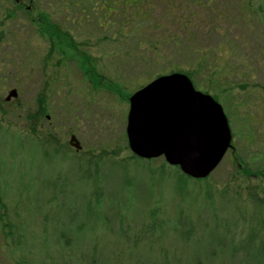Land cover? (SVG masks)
I'll use <instances>...</instances> for the list:
<instances>
[{
	"label": "rangeland",
	"instance_id": "obj_1",
	"mask_svg": "<svg viewBox=\"0 0 264 264\" xmlns=\"http://www.w3.org/2000/svg\"><path fill=\"white\" fill-rule=\"evenodd\" d=\"M125 3L152 10L143 43L69 29L91 39L99 85L40 26L0 25V264H264V0ZM173 72L215 96L232 129L204 180L129 146L130 97Z\"/></svg>",
	"mask_w": 264,
	"mask_h": 264
},
{
	"label": "water",
	"instance_id": "obj_2",
	"mask_svg": "<svg viewBox=\"0 0 264 264\" xmlns=\"http://www.w3.org/2000/svg\"><path fill=\"white\" fill-rule=\"evenodd\" d=\"M12 89L5 101L17 98ZM127 139L144 160L164 157L190 178L204 180L233 148L224 107L213 95L198 91L190 77L171 73L155 78L130 97ZM69 145L82 149L76 135Z\"/></svg>",
	"mask_w": 264,
	"mask_h": 264
},
{
	"label": "trees",
	"instance_id": "obj_3",
	"mask_svg": "<svg viewBox=\"0 0 264 264\" xmlns=\"http://www.w3.org/2000/svg\"><path fill=\"white\" fill-rule=\"evenodd\" d=\"M25 1L30 4L26 5ZM0 0V25L9 27L11 24L21 18L28 20L31 25L40 26L39 32L48 36L51 51L55 49L61 51L64 58L77 56V61L82 68H86L91 75L86 74L91 80H97L99 85L101 77L98 70L95 69L92 55L86 52V48L91 45V39L85 41H75L69 29H75L78 34H104V40L110 42L114 40L117 43L124 44V41L135 40L142 41L146 36L145 26L153 22L151 13L146 8L135 6L127 7L123 0ZM150 5V0H147ZM43 4L62 15V26L52 23L49 13L42 10ZM35 8L36 14H33ZM40 9L42 11H40ZM58 9L60 11H58ZM4 14V15H2ZM148 16V20H146ZM143 16V17H142ZM7 21V24L4 23ZM4 27V28H5ZM3 30L1 32V35ZM91 38V37H90ZM73 56V57H74ZM47 65V61L44 62ZM176 73V72H173ZM180 73V72H179ZM190 79L191 76L189 75ZM192 80V79H191ZM193 82V81H192ZM120 88L118 85L116 86ZM121 89V88H120ZM216 99V97L214 96ZM44 103V98H40ZM45 108L39 107L36 116H43ZM262 174H264L262 172ZM263 225V224H261ZM264 233V225L262 228Z\"/></svg>",
	"mask_w": 264,
	"mask_h": 264
},
{
	"label": "flooded vegetation",
	"instance_id": "obj_4",
	"mask_svg": "<svg viewBox=\"0 0 264 264\" xmlns=\"http://www.w3.org/2000/svg\"><path fill=\"white\" fill-rule=\"evenodd\" d=\"M74 135V134H73Z\"/></svg>",
	"mask_w": 264,
	"mask_h": 264
}]
</instances>
